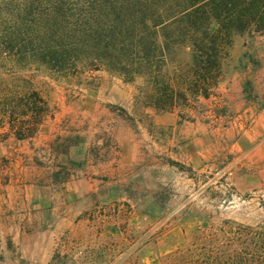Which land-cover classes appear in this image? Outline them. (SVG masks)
Masks as SVG:
<instances>
[{
  "label": "rangeland",
  "instance_id": "obj_1",
  "mask_svg": "<svg viewBox=\"0 0 264 264\" xmlns=\"http://www.w3.org/2000/svg\"><path fill=\"white\" fill-rule=\"evenodd\" d=\"M13 71L51 116L0 143V264H161L228 222L264 246V35L234 37L212 96L174 112L142 78Z\"/></svg>",
  "mask_w": 264,
  "mask_h": 264
},
{
  "label": "trees",
  "instance_id": "obj_2",
  "mask_svg": "<svg viewBox=\"0 0 264 264\" xmlns=\"http://www.w3.org/2000/svg\"><path fill=\"white\" fill-rule=\"evenodd\" d=\"M248 32L264 35V0H0V143L33 141L51 116L15 68L142 78L149 107L174 112L212 96L233 38ZM224 226L161 264H264V246L248 249L250 227Z\"/></svg>",
  "mask_w": 264,
  "mask_h": 264
}]
</instances>
